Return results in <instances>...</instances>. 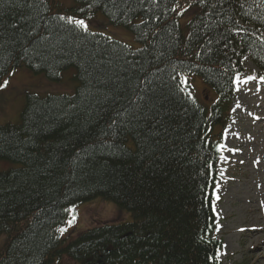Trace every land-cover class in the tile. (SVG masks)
<instances>
[{"label": "trees", "instance_id": "1", "mask_svg": "<svg viewBox=\"0 0 264 264\" xmlns=\"http://www.w3.org/2000/svg\"><path fill=\"white\" fill-rule=\"evenodd\" d=\"M73 2L0 0V90L22 68L77 83L0 125V264H221L214 164L242 62L264 77V0ZM100 14L138 48L75 23ZM87 203L110 211L64 236Z\"/></svg>", "mask_w": 264, "mask_h": 264}, {"label": "rangeland", "instance_id": "2", "mask_svg": "<svg viewBox=\"0 0 264 264\" xmlns=\"http://www.w3.org/2000/svg\"><path fill=\"white\" fill-rule=\"evenodd\" d=\"M55 1L65 8L74 4L73 0ZM84 25L94 33L120 41L134 49L138 48L130 31L111 25L102 14ZM242 66L246 76L235 82L229 122L222 131V155L216 166L219 197L215 202L219 225L217 238L223 241L222 264H264V259L260 260V257H264V234L260 237L255 233L248 238L251 234L248 232L249 227L264 228V210L259 209L258 205H242L243 201L251 202L253 197L264 202V82L255 78L258 71L248 58L242 62ZM14 73L8 86L0 90V125L19 123L27 94H71L77 86L74 70L65 72L61 81L57 82L46 79L44 75H35L25 68ZM250 77L255 79H249ZM65 86L71 88L70 93L65 91L68 90ZM256 117L259 118L258 122ZM16 167L18 166L11 162L0 160V171ZM99 205L87 203L77 207V219L68 223L62 234L66 236L73 233L75 238L81 231L79 223L87 228L92 217L99 220L100 214L109 210L104 205ZM108 205L116 210L113 205ZM118 212L125 216L122 222L131 219L127 212ZM117 216L116 213L114 217ZM2 241L3 238L0 237V243ZM260 248L263 253H258ZM53 264L58 263L55 261Z\"/></svg>", "mask_w": 264, "mask_h": 264}, {"label": "bare ground", "instance_id": "3", "mask_svg": "<svg viewBox=\"0 0 264 264\" xmlns=\"http://www.w3.org/2000/svg\"><path fill=\"white\" fill-rule=\"evenodd\" d=\"M255 119H256L257 122L259 121L258 117H256ZM259 182H257V183H259ZM257 183H255V184H257ZM243 202H242L243 207H245V206L248 207L249 205H258L259 209L264 210V202L261 201L260 199H256L255 197H253L252 201L249 202V203H247V201H243ZM248 232L251 233L248 238L253 237V234H255V233L258 234V236H260V235L264 234V228H261L260 226H254V227L249 228ZM260 237H262V236H260ZM261 251H262L261 248L258 249V253H263ZM263 259H264L263 256L260 257V260H263Z\"/></svg>", "mask_w": 264, "mask_h": 264}, {"label": "snow or ice", "instance_id": "4", "mask_svg": "<svg viewBox=\"0 0 264 264\" xmlns=\"http://www.w3.org/2000/svg\"><path fill=\"white\" fill-rule=\"evenodd\" d=\"M75 23L78 25L86 27V25H84V21H82V20H77V21H75ZM249 79H255V78L250 77ZM260 79L264 80V77H260ZM6 84H7V81L4 82V85H6ZM216 199H219V197L217 196ZM217 230H219V226H217ZM241 230H243V229H241ZM61 231H63V229H61Z\"/></svg>", "mask_w": 264, "mask_h": 264}]
</instances>
